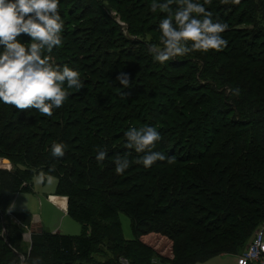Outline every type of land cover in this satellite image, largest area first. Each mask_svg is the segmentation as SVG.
I'll list each match as a JSON object with an SVG mask.
<instances>
[{
	"label": "trees",
	"instance_id": "trees-1",
	"mask_svg": "<svg viewBox=\"0 0 264 264\" xmlns=\"http://www.w3.org/2000/svg\"><path fill=\"white\" fill-rule=\"evenodd\" d=\"M78 1L69 0L70 7L60 11L65 21L62 38H69L71 43L68 40L45 55H50L58 65L78 70L83 80L82 89H70L65 84L68 98L51 116L36 109L20 110L0 103V159L7 161L6 165L0 164V264H19V256L13 250L22 254L19 242L23 229L30 227L31 215L9 211L7 203L17 193L31 190L32 179L38 174H43L44 179L46 176L56 178L55 193L68 196L67 214L75 219H78L77 208L89 207L90 211L96 208L97 211L104 206L103 217L112 220V226L107 225L109 229L105 226L111 239L100 243L90 257L86 243L88 238L92 239L93 225L91 231L88 229V238L41 229V234L31 233L30 255L22 254L26 264H118L120 257L126 258L121 245L123 249L126 247L125 252L138 247L150 262L153 258L162 261L159 264H194L219 253H233L236 245L251 238L254 228L257 230L264 225V155L257 151L260 148L264 153L261 128L262 124L264 126V14L256 15L259 22H255L254 41L248 43L247 50L238 52L243 58L242 69L238 71L246 75L240 84H232L231 77L227 81L228 76L214 80L209 77L212 74L209 68L198 80L191 69L183 78L198 85L202 95L194 100L191 94L186 95L185 87L176 89V81L181 80L179 76L170 79L173 88L162 87L161 81H168L167 74L162 73L157 76L160 84L156 83V88L151 86L160 89L155 94L158 101L150 95L154 99L150 107L135 112L127 97L132 93L131 88L122 89L115 78L117 71L131 72L124 59H130L132 51L123 55L122 40L137 44L139 40L134 39L153 33L152 29L142 28L147 23L148 11L145 19H136L137 25L121 13L126 21L122 26L126 25L125 30L132 36L128 39L113 18L109 21L118 31L109 24L104 25L105 22L100 23L102 21L90 26L94 6L81 7ZM229 1L211 0L205 7L212 12L214 20L229 21L230 16L234 19L240 6L238 2ZM103 10L105 14L106 8ZM250 13L245 6L238 18H251ZM102 26H109L110 30ZM236 29L244 31L245 28L238 24ZM81 33L83 41L76 47ZM21 37L23 42H28L29 37ZM145 46L140 53L147 56L149 46ZM205 59L195 58L196 64L204 68ZM133 61L136 65L137 60ZM203 79L206 83L201 85L199 81ZM209 94L216 95L219 106H210L213 102L205 100ZM156 101L157 105L152 106ZM214 111L222 112L217 121L220 125L212 120ZM142 124L160 131L162 138L154 150L166 156L147 169L137 163L143 154L128 149L124 135L129 127L144 126ZM234 130L239 132L229 136ZM243 133L251 147L233 146L228 150L226 144L223 148L217 146L220 140L229 143L236 138L237 143V135L240 137ZM54 143L64 145L63 157L52 156ZM98 150L107 152L103 161L95 158ZM118 157L132 161L122 175L115 172L114 161ZM5 174H8L7 180H3ZM80 201L84 203L78 205ZM119 213L130 218L131 239L123 236ZM11 214L18 223L12 221ZM101 215H97L99 221L103 219ZM63 240L74 248L71 256L82 254L83 259H74L77 255L66 257L62 252ZM210 244L211 248H205ZM107 251L109 254H105Z\"/></svg>",
	"mask_w": 264,
	"mask_h": 264
},
{
	"label": "rangeland",
	"instance_id": "rangeland-1",
	"mask_svg": "<svg viewBox=\"0 0 264 264\" xmlns=\"http://www.w3.org/2000/svg\"><path fill=\"white\" fill-rule=\"evenodd\" d=\"M223 1H227V0H223ZM80 2L82 4L81 7H84L85 5H89V4L94 6V8L92 7L93 14L90 13V17L92 19V23L89 24L90 26L98 25V22L102 21L100 23L105 22L104 25L109 24L114 28L115 31H118L115 25L111 21H109L111 18H113L116 21V23H118L119 26L121 27L120 30L123 36H125L128 39H131L132 36L129 35L128 32L125 30L126 25L122 26L126 21L121 17V13H123L125 17L129 18L131 21L133 20L134 22L133 24H135L136 19H140V18L142 20L145 19L146 11H148V18L146 19L147 23L142 25V28L143 30H146V31L148 29H152L154 34L150 33V34H146L143 36H139L138 38L134 39V40H139L137 44L135 42L125 43L124 40H122L125 46V49L122 50L123 55L125 54L127 55L128 50L132 51V54H129L130 59L128 58L127 59L123 58V59L124 61L127 60V67H131V70H130L131 72L130 73L127 72V73L129 75L130 82L132 83V86L130 87L131 88L130 91H132V93L127 95V97H128L130 106L133 107L135 112L145 111L146 107H150L149 105L150 102L154 100L150 95H152L154 98H157V95L155 94L159 93L160 89L155 90V89H152L151 86H154V88H156L155 84L159 83L157 82V76L161 75L162 73L167 74L168 76V81L163 80L161 81V84L159 83L160 85H162V87L166 86V87L173 88L170 83V79L172 78V76H175V78L179 76L181 80L179 81V83L176 81V89H181L185 87V92H187L186 95H188V93L191 94L192 96H194V100L199 99L202 93H200V90H198L197 84H194L191 80L188 81L187 78H183V76L185 77L188 76L187 74L191 69H194V72H196V79L198 80L200 79L199 77L201 73L206 74L209 68V70H212L211 72L212 74L211 75L209 74V77L211 78L213 77L214 80H218L220 78H224L225 76H228V78L226 79L227 81H229V77H231L232 84H240L241 80L243 81L244 78H246L244 77L246 75L241 74L238 71L242 69V59H243L240 53L238 52H241L245 49L247 50L248 43H251L254 41L253 37L255 34V28H256L255 22H259L256 19V15L264 14V4H262L264 0H238V3H240V6L237 8V10L234 13L235 14L233 17L234 19H232V17L230 16L229 21L228 20H218L220 23L226 24L228 26L227 29L223 33H221L222 37L226 39L228 42L226 47H224L223 49L219 51L211 50V49L208 52H202L200 50H193L185 56L174 58L173 60L167 62L165 65H161L158 61L154 59L153 55H151L149 52L147 56L145 54L142 55L140 53L144 51L146 47L145 45L162 47V45H160V32L158 29V24H159V20L163 18L167 13L161 12L159 9L157 10V13H152L150 11L149 5L153 2V0H79L78 3ZM229 2L234 4L235 2H237V0H230ZM69 4H70L69 0H66V1L60 0V5H59L60 11L64 12L68 7H70ZM245 6H248V8L251 11L250 13L252 15L251 18L250 17L248 19L238 18L239 12H241L245 8ZM103 7L106 8L105 14L103 12L104 11ZM175 9L176 7L172 5L170 8V11L174 12ZM156 14H159V15H156ZM240 20H242V23H238ZM238 24H242V27L245 28L244 31L243 29L234 30L235 27H238ZM102 27H104L106 31L110 30L109 26H102ZM83 36L84 35L82 33L79 35L80 38H79V41H77V43L75 44L76 47H79L81 45L83 38H84ZM19 39H21L22 41V37H20ZM68 40L69 38L63 39L62 43H66ZM241 41H242V44H241ZM69 43H71V40H69ZM85 47L87 48L88 45L86 44ZM238 47H242V48H238ZM86 48H84L85 49L84 51H86ZM199 56L201 58L202 57L206 58L205 61L207 60L206 66L204 68H202L198 63L196 64L195 58H198ZM113 58L117 59L115 55H113ZM134 59L137 60L138 62V63L136 62V65H133ZM184 59H188L189 61L187 62ZM64 61L67 62L68 59H65ZM213 68L218 73L214 72ZM119 72H124V71H117V73ZM199 82L202 83L201 85H204L206 83L204 79L200 80ZM220 98H222L221 95H220ZM158 99L159 98H157V101ZM205 100L206 101L211 100V102H213V104L209 103L211 107L219 106V104L218 105L216 104L217 97L215 94L206 95ZM157 101L156 103L152 102V106L157 105ZM5 113L6 111L4 112V114ZM221 113H222L221 111L220 113H218L217 111H214L212 113L215 115V116H212V120L216 121L217 125H220V123H217V121L221 119L220 118V115H222ZM205 128L206 126H204V132H205ZM259 128L260 126L255 130V132H257ZM261 128L263 129L262 132L264 133L263 124L261 125ZM202 129H203V126H202ZM235 132H239V131L234 130L229 136H232ZM262 132L259 133L260 136L262 135ZM211 135H213V133H211ZM237 138H238L237 143H236V138L232 139L229 143H228V140L227 141L220 140L217 142V146L220 148H223L224 144H226L227 145L226 149L228 150H230L231 147L233 146H240L243 149L251 147L249 146L250 145L249 140L246 139V135L244 133L240 137L239 135H237ZM166 139H168V137ZM172 141L173 140L171 139L170 142ZM214 146H216V142ZM210 149H212V146L210 147ZM236 149H240V148H236ZM257 151L261 152L264 155V153L262 152L263 151L262 149L259 148ZM0 164L6 165L7 161L6 160L0 161ZM7 178H8V174H5L3 180H7ZM56 184H57V180L53 176H46V178L44 179L43 174L35 175L32 179L31 190L22 191L16 194L15 198H13V200L7 203V208L8 207L10 208L11 206H13L15 200L18 198V201L16 205H14V207L12 208V211L28 212L33 217L35 215L32 212L36 211L37 213H40L41 217L44 219L46 223H54L56 229H59L60 230L59 232L61 234L73 235V236L76 235L74 236V238L86 237L87 233L89 232L88 229L93 225L92 232H91L92 239H89L87 236L88 241L86 243V246L88 247L86 251L88 255L91 257L93 253L97 250L98 245L100 243L102 242L108 243L107 239H111V236L107 234L109 231H106L105 226L106 228H108L107 225L112 226V220L111 218L103 217V214H104L103 212L106 211L104 206L101 207L102 210H99L98 208L99 212L98 210L96 211V208L92 209V211L88 209L89 207H85L84 210H80L77 208L76 216L78 217L79 220L69 216L67 214V208H66V205H68V202H69V198L65 194L64 195L60 194L58 198L59 200H61L62 197H66L67 199V204L65 206H64L63 201L61 200L63 203L62 207L64 208V211H63L64 213L63 212L61 213V210L59 209L57 204L51 201H48V198H47L49 194H56V196L59 195L55 193ZM22 200H24V210L17 211V204L18 202ZM75 200H78V199H75ZM82 203L84 202L80 201L78 205ZM49 204H51V206L53 205V207L55 206L57 211L54 212V210L51 209ZM42 212L43 214H41ZM85 212L87 213L91 212V213L87 214ZM101 213H102L101 217L103 219L100 218V221H101L100 222L98 220L99 217H97V215ZM92 217H94L93 218L94 221L92 220ZM11 219L13 222L15 221L16 223H18V220H16L13 214H11ZM118 219L121 224L122 233H123L124 238L131 239L133 237V234L131 230L130 218L124 213H119ZM81 221H84V224L81 223ZM35 225L37 227L34 226L32 228L34 229L33 233L41 234L42 232L41 228L38 227L37 223ZM81 225H84L86 229L84 230ZM231 226L233 227V225ZM256 228H254V230L252 231L251 238L246 243H242L234 247L233 253H219V255L217 256H214L204 261H198L194 264H238V258L242 257V253L246 252V250L250 246L251 241L254 237ZM29 229L26 230L24 228L23 234L25 232H28ZM90 231H91V228H90ZM23 234H22V240H20L19 244L21 246V253L23 255H26V257H28L30 255L29 249H30L31 242H32L31 236L33 235H31L30 238L27 239L24 237ZM99 239H101V241ZM65 241L67 242V240H63V244L65 245L63 246V251H62L63 254L66 255V257L68 258H71L77 255L75 254L74 256H71L75 252L73 250L74 248L72 249L71 245L65 243ZM96 241H100V242L95 244ZM122 246L123 245H121V250L123 252L119 249L118 250L121 251L122 253H125L126 258L131 260L134 264H159L160 262H162L157 258H153L152 262H150L147 259L145 253H143L142 250L140 251L138 247H135V248L133 247L132 251L131 249H129L127 252H125L126 247L125 249H123ZM212 246L213 245L210 244V245H207L205 248H211ZM134 253L135 255H133ZM105 254H109V252L107 251V253ZM33 257H34V261H37V257L34 254H33ZM76 258L83 259V256L82 254H80L74 257V259ZM96 258L101 259L102 256H97ZM18 262L19 264H21V259ZM163 263L171 264L170 262H163ZM22 264H26V261L24 260ZM248 264H257V262L252 261V262H249Z\"/></svg>",
	"mask_w": 264,
	"mask_h": 264
},
{
	"label": "clouds",
	"instance_id": "clouds-1",
	"mask_svg": "<svg viewBox=\"0 0 264 264\" xmlns=\"http://www.w3.org/2000/svg\"><path fill=\"white\" fill-rule=\"evenodd\" d=\"M238 2V0H237ZM211 0H153L152 13L167 14L159 20L160 45H149L148 52L161 65L193 50L208 52L221 50L227 40L221 35L227 25L213 19L205 5ZM60 0H0V103L16 109H36L51 116L63 106L69 93L67 88L81 90L83 80L78 70L68 65H58L50 55L63 42L65 28L59 10ZM176 5L175 11H170ZM21 36L29 37L22 42ZM191 42V43H189ZM122 89L131 87L129 75L119 72L116 76ZM126 147L143 154L137 163L146 169L157 161L166 159L164 153L155 151L161 140L158 129L151 125L129 127L125 133ZM62 143L51 145L53 157H63ZM105 150H98L96 160L103 161ZM115 172L122 175L132 163L127 157H118ZM14 207L11 206L9 211Z\"/></svg>",
	"mask_w": 264,
	"mask_h": 264
},
{
	"label": "built area",
	"instance_id": "built-area-1",
	"mask_svg": "<svg viewBox=\"0 0 264 264\" xmlns=\"http://www.w3.org/2000/svg\"><path fill=\"white\" fill-rule=\"evenodd\" d=\"M252 261L264 264V225L255 231L250 246L246 252L242 253V257L238 258V264H248ZM118 264H130V262L126 258L120 257Z\"/></svg>",
	"mask_w": 264,
	"mask_h": 264
},
{
	"label": "crops",
	"instance_id": "crops-1",
	"mask_svg": "<svg viewBox=\"0 0 264 264\" xmlns=\"http://www.w3.org/2000/svg\"><path fill=\"white\" fill-rule=\"evenodd\" d=\"M18 194V193H17ZM60 195H55V194H49L47 196L48 198V201H51L55 204H57V206L59 207V209L61 210V213L64 211V208L62 207L63 206V203L61 200H59ZM66 198V197H65ZM51 199V200H50ZM18 201V198L15 200L14 202V205H16ZM50 203V202H49ZM51 209L54 210V212H56V207L54 208L53 205L51 206V204H49ZM66 208H67V205H66ZM21 210H24V200L18 202L17 204V211H21ZM28 213V212H27ZM32 213H34V217L31 215V220H30V228H33L35 226V224L37 223L38 224V227H40L41 229H44L46 231H49V232H52V233H55V232H59L60 230L59 229H56L54 223H46L44 221V219L41 217L40 213H37L36 211H33ZM64 213V212H63ZM43 214V212L41 213ZM56 214V213H55ZM82 226V225H81ZM83 227V226H82ZM84 229V227H83ZM60 233V232H59Z\"/></svg>",
	"mask_w": 264,
	"mask_h": 264
},
{
	"label": "water",
	"instance_id": "water-1",
	"mask_svg": "<svg viewBox=\"0 0 264 264\" xmlns=\"http://www.w3.org/2000/svg\"><path fill=\"white\" fill-rule=\"evenodd\" d=\"M0 161H4L3 159H0ZM1 214V213H0ZM5 228V223L3 222V229ZM34 231V229L30 228L28 230V232H25L23 235L25 238L29 239L30 236H31V233ZM5 241L7 242V238L5 237ZM13 252L16 254V255H19L20 259H21V264L23 263L24 261V256L18 252H16L15 250H13Z\"/></svg>",
	"mask_w": 264,
	"mask_h": 264
},
{
	"label": "bare ground",
	"instance_id": "bare-ground-1",
	"mask_svg": "<svg viewBox=\"0 0 264 264\" xmlns=\"http://www.w3.org/2000/svg\"><path fill=\"white\" fill-rule=\"evenodd\" d=\"M61 200L63 201L64 206H65L67 204V199L65 197H62ZM35 227H37V226L35 225Z\"/></svg>",
	"mask_w": 264,
	"mask_h": 264
}]
</instances>
